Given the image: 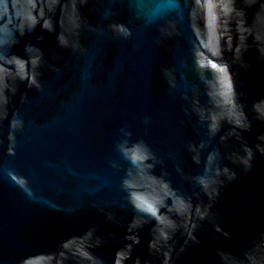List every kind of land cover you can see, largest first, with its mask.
Masks as SVG:
<instances>
[{"label": "water", "instance_id": "obj_1", "mask_svg": "<svg viewBox=\"0 0 264 264\" xmlns=\"http://www.w3.org/2000/svg\"><path fill=\"white\" fill-rule=\"evenodd\" d=\"M0 264H264V0H0Z\"/></svg>", "mask_w": 264, "mask_h": 264}]
</instances>
